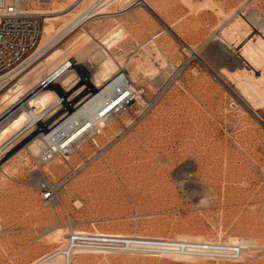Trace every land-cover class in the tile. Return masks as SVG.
<instances>
[{
  "label": "rangeland",
  "instance_id": "obj_1",
  "mask_svg": "<svg viewBox=\"0 0 264 264\" xmlns=\"http://www.w3.org/2000/svg\"><path fill=\"white\" fill-rule=\"evenodd\" d=\"M53 1L38 5H65V11L80 7V2ZM152 1L158 13L138 4L88 19L82 26L98 39L121 22V40L103 48L96 39L77 53L65 40L61 57L47 60L23 82L26 91L53 64L71 56L84 67L73 76L70 86L79 79L69 91L73 96L84 76L93 77L96 56L105 50L140 96L130 103L122 100L96 143L85 142L82 153L56 169L52 166L61 153L43 163L41 152L34 155L25 147L36 129L6 150L0 169V264H29L64 244L66 238H50L58 226L131 235L200 234L213 241L232 235L254 245L243 261L202 258L194 263L166 255L97 251L86 254L87 264H264V98L244 88L241 55L243 44L264 37V0H208L201 8L198 0ZM123 6L112 4L106 10ZM262 71L255 70V76ZM14 106L5 109L0 121L19 107ZM104 153L114 159V168L109 162L103 169L93 167L106 159ZM47 182L55 186L49 204L42 197Z\"/></svg>",
  "mask_w": 264,
  "mask_h": 264
},
{
  "label": "bare ground",
  "instance_id": "obj_2",
  "mask_svg": "<svg viewBox=\"0 0 264 264\" xmlns=\"http://www.w3.org/2000/svg\"><path fill=\"white\" fill-rule=\"evenodd\" d=\"M40 1L43 0L35 1V4H41ZM69 1L75 3L80 2V7L77 9L76 7H74L70 10L65 11L68 8V6L65 5L63 7H61V5L58 8H55V6L53 5L48 9L42 8L40 6V9L44 12L45 22L42 28V36L40 42L36 46L35 51L32 53V55L26 58L23 64L12 68L10 71H8V73L0 76V97H2V100L0 101V117L4 116V111L6 108H8V106L15 104L14 107H16L20 104V97L25 93V84L23 82L26 79L29 80V77L31 75H33L35 72H39L40 68L47 62V60L52 61L61 57V55L65 52V40L70 44L75 53L79 51L80 47L86 44L88 45V43L93 42L96 39L97 42L99 41V44L103 45V48H110L121 40L124 33V26L121 22L117 24L113 23L112 25H110L104 32L101 33V38L98 39V35H96L92 29H86L84 28V26H82L88 19L96 16L97 14L106 15L122 12L123 10L131 6L132 1H135L137 5L140 4L138 2L140 1L141 4L146 6V8H148L150 11L158 13L157 4L152 0ZM209 2L210 1L208 0H198V5H196L197 7L201 8V6L203 5H208ZM50 3L54 4V1L51 0ZM112 4L124 6L113 11L106 10L108 9L107 7ZM115 19L117 18L115 17ZM238 19L239 18H237L236 21ZM241 21L244 22V20ZM260 26L262 27V25ZM247 31L249 32V30ZM262 35L260 34L257 36L256 44H253L252 41L247 44H243V51L241 52L243 60L245 59L244 65L242 67L244 70L243 74H245V76L247 77V80H245L246 83H244L247 87L244 88H247V92L252 91L257 93L259 99L264 98V37ZM156 36H154L153 38H155ZM183 41L185 40L183 39ZM59 43H61L60 46H58ZM190 49L192 50V48ZM97 51L100 50L97 49ZM97 51H95V53ZM96 57H98L99 59V65L93 73V77H91V79H88V77L84 76V78H82L80 90L73 96L69 94V91L75 86V84L79 82V79L77 81L74 79V81H76L75 83H73L74 86H70V84L72 83V79L75 78L73 76L77 74V68H80V70H83L84 68L82 65H79L81 61H78L76 60L77 58L72 57L75 62L72 63L70 68L65 69V67H63L64 61L67 59L65 58L53 64L49 69H47L42 78H44V76H49L51 83L48 84L43 90L38 91L36 94H29L25 98V103L21 107H18L15 112L11 113L9 116L0 121V143L8 139L10 146L7 149L9 150L12 144L22 138L29 130L36 129L30 131L29 134H33L37 130L38 134L36 133L33 137H31L26 142L25 147L30 148L34 155H38L46 147L51 146V148L56 153L50 160L61 153L63 157H57L58 159L56 164L52 166L55 169L58 168L66 160L75 157L76 154L80 152L82 153V150L80 149L85 142L96 143L97 134L104 133L112 123L111 120H113L120 102L125 99V102L130 103L131 98L134 99L135 97L140 96V94H138V92L136 91L133 82L130 81V76L128 77L125 71H122V69H120V66L115 57L107 53L105 50L103 55L98 54ZM247 65L249 66V68L247 67ZM261 68H263L262 74H260L261 76L256 77L254 74L255 70H260ZM239 74L241 75L240 71ZM7 76L8 78H5ZM42 78L40 80H42ZM132 79L133 78L131 77V80ZM40 80L37 83H39ZM239 85L241 86L242 84ZM255 93L253 96L252 94L250 95L254 97L256 96ZM56 99L58 100V102H60V100L63 101L62 104L64 105L65 110L64 112L61 110V112L63 113H61V115H59L52 124L48 125L47 121L53 119V117H55V115L60 110L59 107L55 110H53V108L49 109V106H52L54 104V100ZM75 99H78V101L74 102ZM256 99H258L257 96ZM2 103L7 104V106L3 108ZM110 121L111 123H109ZM6 150L4 151V153L8 151ZM5 156L6 155L4 154L0 158V169L2 170H4ZM104 156L106 158V161L101 158V160H98V163L96 162L93 167L103 169L107 167L105 162H109L110 165L114 168L116 166L114 159L109 156L107 157L105 153ZM39 159L41 162H43V160L41 159V153ZM48 161H45L43 163H46ZM45 172L46 171H42V175H45ZM71 223L72 222H70V224ZM78 230L87 231L81 227H72V230L68 229L67 231H65L62 226H58L52 233L50 238H52L53 240L66 238L67 241L64 244L57 246L58 249H61L68 244L69 237H67L66 234L69 236L71 232ZM94 231L98 233L117 234L118 236L124 237L139 236L141 237V241L150 242L148 245V251L143 249L141 251H138V253L147 255H166L167 257L175 260L194 263H199L202 258L219 260L218 258H213L212 256L203 255L202 253H194L188 250L182 252L165 253V251H160V247L151 246L153 242L155 243L156 240L160 238L213 241L208 237L200 234L194 235L181 233L169 237L164 235L148 234L131 235L122 231H104L100 229H96ZM216 241H221V239ZM227 242L240 243L242 245V251L239 256L240 260L242 261L244 260L243 257L245 252L252 251L254 249V245H252V242L245 237H242V239L240 240V237L238 238L237 236L231 235L228 237ZM97 251L103 252L104 254H106L107 252L105 250L99 251L86 247H79L75 249L74 254L71 256V259H69V262L61 254H58L52 258H46L45 255L41 254L29 264H87L86 254ZM119 251L137 253L135 251H131V249L118 250L113 252ZM75 253H79L78 257L76 258L74 257Z\"/></svg>",
  "mask_w": 264,
  "mask_h": 264
},
{
  "label": "built area",
  "instance_id": "obj_3",
  "mask_svg": "<svg viewBox=\"0 0 264 264\" xmlns=\"http://www.w3.org/2000/svg\"><path fill=\"white\" fill-rule=\"evenodd\" d=\"M35 1L39 0H0V76L8 73L12 68L23 64L26 58L32 55L40 42L45 16L38 5L39 3L35 4ZM138 2L141 4L140 1ZM132 5H137V3L132 1L131 6ZM73 62H75V60L69 56L64 61L63 67L68 69ZM5 78H8V76ZM50 83V77L44 76L39 83L26 90L20 97L19 107L25 103V98L29 94H36ZM62 102V100H60V102H58L57 99L54 100V104L52 106L50 105L49 109L53 108V110H55L59 107V109L64 112L65 107ZM16 110L17 109L13 112ZM8 146V139L0 143V158L5 154L4 151ZM55 153L56 152L51 146L46 147L41 152V159L43 162L48 161ZM42 187L46 189L42 191L44 202L45 204H49L54 199L55 186L47 182L44 183ZM149 243L150 242L141 241V237L139 236L124 237L111 233L78 230L71 232L67 246L61 249L55 247L42 255H45L46 258H52L61 254L69 262L75 249L79 247H86L99 251L105 250L107 252L126 249L138 252L143 249L148 251ZM151 246H158L160 247V251H165V253L188 250L194 253L212 256L219 260L229 261H239V256L242 251V245L240 243H231L227 241L160 238L157 239L155 243L153 242Z\"/></svg>",
  "mask_w": 264,
  "mask_h": 264
}]
</instances>
